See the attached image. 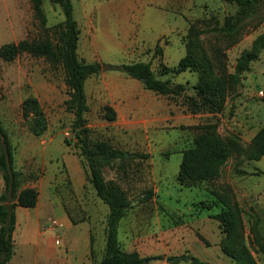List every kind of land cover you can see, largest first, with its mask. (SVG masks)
<instances>
[{
    "label": "rangeland",
    "instance_id": "rangeland-1",
    "mask_svg": "<svg viewBox=\"0 0 264 264\" xmlns=\"http://www.w3.org/2000/svg\"><path fill=\"white\" fill-rule=\"evenodd\" d=\"M127 1L70 0L76 22L84 26L85 12L91 10L96 19L110 22V26L105 27L111 37L122 36L116 19L126 18L129 14ZM147 2L143 1L140 12L136 13L135 46L141 47L142 39L152 46L158 36L164 34L160 40L165 56L162 59L163 47L158 42L161 52L150 48L153 52L148 61L157 77H169L173 84L180 83L184 87L179 94L159 96L174 105L171 117L168 115L167 121L161 125L154 121L152 129L151 125L139 124L126 127L119 117L114 120L104 118V104L92 90L88 96L89 110L85 114L92 139L108 141L125 152V161L116 159L112 167L102 169L104 177L116 180L131 199L130 207L121 218L119 245L137 249L141 256H161L157 261L146 260L144 264H189L186 260L173 262V256L181 253H189L208 264H235L223 253L221 241L224 234L218 222L210 217L221 209V203L213 202V207L203 208L206 203L216 201L215 193H223L229 196L231 204L241 215L246 245L257 264H264V256L257 250L252 234L254 227L255 236L264 237V152L258 157L255 151L254 155H247L258 131L264 130V49L251 60L249 69L240 74L239 82L227 92L222 109L216 112L192 113L186 109V98L194 94L196 72L159 75L161 65L175 66L185 54L184 46L175 42L171 33L174 27H178L177 33L183 44L188 38V29H191V36H196L204 53L211 57L219 50L224 55L226 71L234 72L236 58L264 31V0H254L251 14L239 22H236L237 5L227 0ZM121 5L126 6V10L120 15L118 9ZM42 7L48 26L63 20L58 4L42 0ZM227 21L235 23L236 32L231 36L224 29ZM39 36L30 0H0V46ZM84 42L82 34L80 47ZM81 53L79 51V58L84 60ZM93 54L107 64L133 60L126 52H109L102 47L95 49ZM92 82L91 79L87 82L89 89ZM259 90L263 91L262 96L258 94ZM154 95L158 96L150 92V96ZM67 98L61 67L53 68L42 58L26 53L17 55L12 61L0 58V126L12 145L13 166L24 175L21 187L37 189L39 216L45 226L50 223L48 218L57 221L65 217L62 203L70 207L75 217L88 221L95 241L92 263L96 264L99 247L105 241L107 206L87 181L85 161L79 154L71 129L73 114L65 108ZM25 99L37 104L43 114L45 130L41 134H35L32 128L34 113L27 116L24 112L22 103ZM32 110L33 106L28 111ZM187 113L193 117L191 124L182 118ZM145 118L152 117L142 119ZM208 122L215 123L218 135L230 143V155L216 179L180 186L176 180L180 151L191 146L197 132L194 127ZM145 131H150V135ZM255 146L259 150L262 145ZM3 188L0 173V193ZM147 189L152 191V196L142 201V192ZM57 232L58 229L45 231L38 249L41 250L48 237ZM64 242L63 238L58 241L59 249L64 250ZM19 248L18 245V251ZM76 256L81 258L83 252H76Z\"/></svg>",
    "mask_w": 264,
    "mask_h": 264
},
{
    "label": "trees",
    "instance_id": "trees-1",
    "mask_svg": "<svg viewBox=\"0 0 264 264\" xmlns=\"http://www.w3.org/2000/svg\"><path fill=\"white\" fill-rule=\"evenodd\" d=\"M58 4L63 13V20L48 26L42 7V0H30L34 17L38 22L40 36L33 39H22L17 42H8L0 46V58L12 61L17 55L26 53L36 58H42L53 68L61 67L65 75V83L68 90V98L65 100V108L73 114L71 129L74 131L76 146L79 154L85 161L87 168V181L95 192V195L107 206L105 219V241L102 256L96 264H144L145 261L160 259L161 256H141L136 250H124L120 247L117 228L120 219L131 205V199L126 191L114 179H106L102 173L104 167H112L116 159L126 160L125 152L113 147L108 141L94 140L91 138V129L87 125L85 114L89 107L84 91V82L92 74L105 70H119L129 76L140 80L144 79V87L156 94L171 96L179 94L183 85L171 82V79H161L151 68L150 62H132L121 64H107L102 62H85L77 55L78 27L73 17L70 0H49ZM234 2L238 7L236 22L251 14L254 0H227ZM225 32L233 35L236 32L235 23L227 21ZM188 29V38L184 43L185 54L175 66L161 65L159 75L166 73L179 74L183 71L197 73V81L193 85L194 94L186 98V109L189 112L209 111L216 112L222 109L227 92L239 82L240 74L249 69L251 60L264 49V31L258 34L251 42L248 49H244L236 58L234 72L229 73L225 69L223 53L216 50L210 57L202 50L199 40L191 36ZM155 51L161 52L158 45ZM184 88V87H183ZM25 99L22 103L27 116L34 113L32 128L35 134H41L45 130V119L37 104ZM32 111H28L32 108ZM103 116L107 120H114L115 111L108 105L103 107ZM196 134L191 146L181 152V160L176 175L180 186H192L197 182L211 181L219 177L220 168L230 155V143L222 139L216 132L215 123H203L196 125ZM255 144L264 147V130H259L253 143L249 146L247 155L258 157L264 150H258ZM0 173L4 188L0 193V264H7L11 258L13 248V231L17 206L32 208L36 205L38 191L34 187H21L24 175L13 166V149L6 132L0 126ZM152 191L147 189L142 192L141 200L151 198ZM216 201L206 203L203 208H211L213 202L221 203V209L210 215L218 222L221 232L224 234L221 241V249L235 264H257L243 236V224L241 215L234 207L227 194L215 193ZM64 211L72 223L83 219L77 218L71 213L70 207L63 204ZM253 242L257 250L264 256V237L255 236L254 227ZM204 243L205 239L198 234ZM93 239L90 237V255L93 254ZM186 260L189 264H208L189 253H181L173 256V262Z\"/></svg>",
    "mask_w": 264,
    "mask_h": 264
},
{
    "label": "crops",
    "instance_id": "crops-1",
    "mask_svg": "<svg viewBox=\"0 0 264 264\" xmlns=\"http://www.w3.org/2000/svg\"><path fill=\"white\" fill-rule=\"evenodd\" d=\"M143 1H148L147 3H150L154 0L127 1V11L129 14H127L126 18L118 17L116 19V24L118 26L120 25L121 28L122 36L120 37H111L109 30H107L105 27V25L110 26L109 21L102 18L96 19V17L93 15V12H90L91 10L89 12H85L86 21L84 26L77 22L79 33L76 52L78 57L80 51L82 52L81 55L85 62H100L93 52L95 49L102 47L109 52H126L133 59L128 63L138 61L149 62L148 58L153 52L150 50V48L155 49V46L158 45V42H160V45L162 46L160 39L161 37H164V34L158 36L155 44L152 46L147 44L145 39H142L143 44L141 47L138 48L135 46L137 38L135 30L138 20L136 13L140 12L139 8L141 7ZM125 8L126 6L121 5V9H118V13L121 15L122 12L126 10ZM177 29L178 27H174L173 30H171V33L175 38V42H178L180 46H184L180 39V35L177 33ZM82 34H84L85 42L84 45L80 47L79 43ZM162 47L163 59L165 56V49L164 46ZM91 53L94 56H92ZM89 79L93 81L90 89L87 85ZM90 90L95 93L94 96L97 99L101 100V102L104 104L103 106L108 105L115 111L116 117H119L122 122H124L126 127L137 126L138 124L144 126H149L151 124L154 125V121L161 125L167 121L168 115L171 117L172 111L174 110V105L167 99L163 100L162 97H159L161 96L159 94L158 96H150V92L153 91L146 89L140 80H137L119 70L101 71L86 78L84 82V91L87 104ZM148 116H151L152 118H145L144 120L142 119L143 117ZM182 118L186 120L187 123L191 124L193 122V117H191L189 113L184 115ZM150 129H152V125ZM145 132L146 135H150V131ZM181 152L182 151H180V153ZM39 208L38 199L36 205L32 208L21 206H17L15 208L16 223L13 231L14 251L7 264H93L92 259L94 257L92 258V256L95 252V241H92L91 245L93 254L90 255V237L92 239L93 237L88 221L83 218L76 223H72L64 211L65 217H62L57 221L48 218L50 223L49 225L45 226L43 222H41ZM120 222L121 219L118 223L117 236ZM56 229H58L57 234L55 236H49L46 243L42 245L41 250L38 249L42 234L45 231ZM73 229H75V231ZM75 233H77L76 236ZM62 238L65 240L63 248L64 250L58 248V241H60ZM18 245L20 246L19 251ZM103 248L104 245L102 243V245L99 247L98 256L96 257L98 258V261L102 256ZM122 249L133 250L126 248ZM78 251L83 252V256L79 259L76 256V252ZM136 251L139 252L137 249ZM157 260L159 259H154V261Z\"/></svg>",
    "mask_w": 264,
    "mask_h": 264
},
{
    "label": "built area",
    "instance_id": "built-area-1",
    "mask_svg": "<svg viewBox=\"0 0 264 264\" xmlns=\"http://www.w3.org/2000/svg\"><path fill=\"white\" fill-rule=\"evenodd\" d=\"M258 94H259L260 96H262V95H263V91H262V90H259V91H258Z\"/></svg>",
    "mask_w": 264,
    "mask_h": 264
},
{
    "label": "water",
    "instance_id": "water-1",
    "mask_svg": "<svg viewBox=\"0 0 264 264\" xmlns=\"http://www.w3.org/2000/svg\"><path fill=\"white\" fill-rule=\"evenodd\" d=\"M140 81H141L142 83H144V79H140Z\"/></svg>",
    "mask_w": 264,
    "mask_h": 264
}]
</instances>
